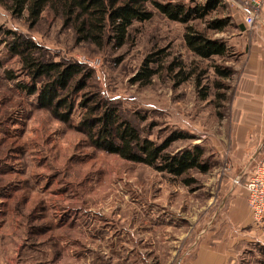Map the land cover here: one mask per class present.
<instances>
[{
  "label": "rangeland",
  "instance_id": "obj_1",
  "mask_svg": "<svg viewBox=\"0 0 264 264\" xmlns=\"http://www.w3.org/2000/svg\"><path fill=\"white\" fill-rule=\"evenodd\" d=\"M205 1L150 0L151 18L135 21L126 43L98 48L74 41V14L54 15L46 8L31 25L0 0V264H210L208 252L196 251L207 231L224 232L228 221L212 214L218 208L219 216L225 214L218 205L231 186V194L246 200L261 240L254 231L250 240L257 241L234 253L224 256L226 248H217L223 258L212 264H264V215L253 219L249 204L264 185V98L250 99L264 93L238 92L247 80L244 70L263 73L264 63L246 59L255 37L239 27H247L240 0H218L216 9L187 24L154 5L192 8ZM214 20L225 23L211 28ZM186 25L222 40L226 53L194 55L183 40ZM16 34L50 60L76 61L92 70L86 82L142 136L161 143L183 132L169 151L200 145L210 168L217 162L220 168L213 174L191 171L194 182L186 185L181 177L95 147L78 129L84 111L78 104L87 87L74 94L68 122L54 117L40 105L37 91L28 90L32 80L8 45ZM147 57L155 58L148 67L157 71L148 82L134 80ZM227 66L230 77L217 73ZM240 150L244 161L230 171ZM228 174L223 191L217 190ZM216 240L211 237L209 244L216 247Z\"/></svg>",
  "mask_w": 264,
  "mask_h": 264
},
{
  "label": "trees",
  "instance_id": "obj_2",
  "mask_svg": "<svg viewBox=\"0 0 264 264\" xmlns=\"http://www.w3.org/2000/svg\"><path fill=\"white\" fill-rule=\"evenodd\" d=\"M14 15H25L35 25L48 8L54 15L74 14L72 26L74 41L90 43L98 48L111 44L121 47L129 36V28L135 21L151 18L146 9L150 0H7ZM218 0H206L203 5L187 8L181 4H161L155 7L169 19L187 24L191 19L204 18L217 8ZM77 21V22H76ZM225 21L214 20L211 28H222ZM243 28L242 26H239ZM183 40L187 48L201 58L224 55L227 48L220 39H212L202 31L186 25ZM9 48L20 56L22 66L31 78L30 93L37 91L40 105L49 109L59 120L68 122L74 103L73 96L80 90V107L84 109L78 129L85 133L92 145L105 152L117 154L121 159L147 165L172 177H181L186 185L194 182L191 171L205 173L210 164L203 156L200 145L169 151L172 141L185 137L183 132H173L169 138L158 143L142 136L120 113L118 107L103 99L96 86L86 80L92 70L76 61H53L28 37L16 34L8 42ZM161 51L155 54L159 55ZM159 56L156 57V59ZM155 58L147 57L144 66L134 80L148 82L157 70L148 67ZM176 64L172 62L170 67ZM221 76H229L232 68H217ZM40 84L38 88L36 85ZM87 84V85H86ZM96 84V83H95ZM28 88L29 86L26 85Z\"/></svg>",
  "mask_w": 264,
  "mask_h": 264
},
{
  "label": "crops",
  "instance_id": "obj_3",
  "mask_svg": "<svg viewBox=\"0 0 264 264\" xmlns=\"http://www.w3.org/2000/svg\"><path fill=\"white\" fill-rule=\"evenodd\" d=\"M256 21H257L256 24L252 28L243 27V29L241 30L242 32L243 31L244 32L247 31L249 33L253 32L254 37H255V40L252 45V49L251 50L249 49L250 52L248 53V56L246 59H249L248 61H260L264 63V6L262 7L261 13L259 14L258 19ZM242 32H240V34H243ZM256 70H259V69L254 70V68H252V69H246V71L244 70V74H245V77L247 76V80L239 88L238 92L241 95H248L250 93H247V92H251V91H255L258 93H261L262 91V93H264V88H262L264 86V71L263 73H261V70H259L260 73H258L256 72ZM246 84L248 86H245ZM253 86L254 87L256 86L255 89L254 88L252 89ZM263 98L264 97L262 96L254 95L253 99H250V100L260 102V100L261 99L263 100ZM240 138H241L240 141H243V140L246 141V139L242 138V134ZM236 158H237V162H234V165L230 171H233L235 169V166L241 164L244 161V158H245L244 152L240 150ZM236 158H235V161H236ZM218 168H220V163L217 162V164H214L210 169H208L207 173L209 172L211 174H213L214 172L216 173V170ZM229 174H228V177L222 178V180L218 182L217 190H219L220 188V191H223L222 187H224L223 185L227 184L230 178V175H231ZM215 183H217V181H215ZM215 183H214V187H215ZM233 189L234 187L231 186L229 189V192L222 198V201L218 205V207L221 206V208L224 206L225 214L219 216L218 211L220 209L218 207H217L218 209L215 210V212L212 214L213 217L215 215L216 219H219V217H221L223 221H224V218L228 221V224L224 227V232L221 233L220 236H222L223 234V236L227 237L229 241L226 242L225 240H223L222 242L220 236L218 235L220 233V231L218 230L219 227H215L213 230L211 229L209 232L207 231V233H209L208 238H204V240L199 241V246L196 252L197 253L198 252L199 253L208 252L206 254H208V259L210 261V264H212L214 260L217 259V257H218V260L223 258L221 257L220 254H224V250L220 251L217 248L224 249L225 247L227 250L224 254L225 256L227 254L234 253V251H236L235 249L239 246L241 247L243 244L261 240L259 230L256 229L255 231L253 228V224L251 222L246 200H244L243 195L239 197L238 195H234V192L231 194ZM240 191L242 190L240 189ZM228 225L231 227H228ZM254 231L257 232L256 241L250 240V234L253 233ZM213 236L214 238H217L216 243H214L216 247L212 246V244L211 245L209 244L211 243L209 242V240Z\"/></svg>",
  "mask_w": 264,
  "mask_h": 264
},
{
  "label": "built area",
  "instance_id": "obj_4",
  "mask_svg": "<svg viewBox=\"0 0 264 264\" xmlns=\"http://www.w3.org/2000/svg\"><path fill=\"white\" fill-rule=\"evenodd\" d=\"M238 5L242 11L243 23L247 27H251L256 24V20L264 6V0H240ZM249 204L252 218L255 220L262 218L264 215V185L257 190L254 198L249 200Z\"/></svg>",
  "mask_w": 264,
  "mask_h": 264
}]
</instances>
